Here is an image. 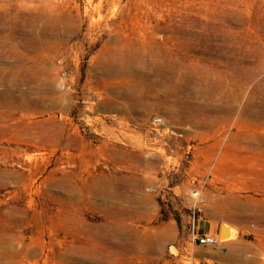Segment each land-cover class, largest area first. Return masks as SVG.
I'll use <instances>...</instances> for the list:
<instances>
[{"label":"rangeland","instance_id":"1","mask_svg":"<svg viewBox=\"0 0 264 264\" xmlns=\"http://www.w3.org/2000/svg\"><path fill=\"white\" fill-rule=\"evenodd\" d=\"M0 264H264V0H0Z\"/></svg>","mask_w":264,"mask_h":264},{"label":"built area","instance_id":"2","mask_svg":"<svg viewBox=\"0 0 264 264\" xmlns=\"http://www.w3.org/2000/svg\"><path fill=\"white\" fill-rule=\"evenodd\" d=\"M164 122L165 120L162 116H155L152 119V123L157 126L164 124ZM219 240H220L219 237H217L216 235H210V234H205L200 237V241L203 244H216L219 242Z\"/></svg>","mask_w":264,"mask_h":264},{"label":"bare ground","instance_id":"3","mask_svg":"<svg viewBox=\"0 0 264 264\" xmlns=\"http://www.w3.org/2000/svg\"><path fill=\"white\" fill-rule=\"evenodd\" d=\"M225 232L229 235L227 238H230L234 235V229L231 225L225 224Z\"/></svg>","mask_w":264,"mask_h":264},{"label":"water","instance_id":"4","mask_svg":"<svg viewBox=\"0 0 264 264\" xmlns=\"http://www.w3.org/2000/svg\"><path fill=\"white\" fill-rule=\"evenodd\" d=\"M226 232H225V228L223 229V230H221V235L222 234H225Z\"/></svg>","mask_w":264,"mask_h":264}]
</instances>
